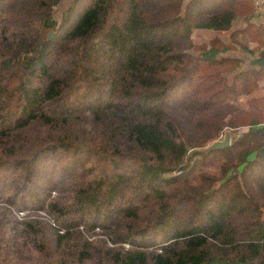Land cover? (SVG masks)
<instances>
[{"label":"trees","instance_id":"16d2710c","mask_svg":"<svg viewBox=\"0 0 264 264\" xmlns=\"http://www.w3.org/2000/svg\"><path fill=\"white\" fill-rule=\"evenodd\" d=\"M61 2L0 0V264H264L253 0Z\"/></svg>","mask_w":264,"mask_h":264},{"label":"water","instance_id":"95a60500","mask_svg":"<svg viewBox=\"0 0 264 264\" xmlns=\"http://www.w3.org/2000/svg\"><path fill=\"white\" fill-rule=\"evenodd\" d=\"M253 64L256 66L264 67V50L260 56L256 57L253 60ZM257 132L264 134V125H262L261 127H258ZM231 143H232L231 133L228 130H226L220 139H216L210 142L205 147L195 148L192 150V152L207 153L214 149H221V148L228 147L231 145ZM260 151L264 152V146Z\"/></svg>","mask_w":264,"mask_h":264},{"label":"rangeland","instance_id":"374dc122","mask_svg":"<svg viewBox=\"0 0 264 264\" xmlns=\"http://www.w3.org/2000/svg\"><path fill=\"white\" fill-rule=\"evenodd\" d=\"M188 3V0H184L183 2V7L186 6V4ZM73 4V0H62V2L57 5L56 7H54L53 9L56 12V17L58 19V21L61 20V16L63 18H65L66 16H63V13L69 8V6H71ZM55 35V32L50 31L47 35L48 39H51L53 36ZM212 33L209 31H205V30H197L195 31V33L192 34V38L195 39L196 41H201V40H206L211 38ZM245 102V100L243 101V103ZM220 139V138H219ZM200 148V147H199ZM19 216H21V214H18Z\"/></svg>","mask_w":264,"mask_h":264},{"label":"crops","instance_id":"0c3cea01","mask_svg":"<svg viewBox=\"0 0 264 264\" xmlns=\"http://www.w3.org/2000/svg\"><path fill=\"white\" fill-rule=\"evenodd\" d=\"M253 2H254V4H255V6H256V0H253ZM250 21H251L252 23H254V24H264V14L258 12V10H257V6H256L255 14L251 17ZM231 31H232V29H230V30H228V31H224L222 34H223L224 36H229L230 33H231ZM209 32L212 33L211 38H214V37H216L217 35H220V33H217V32H213V31H209ZM211 38H209V39H211ZM250 46H251L253 49H255V50H258V49L260 50V49H262V48H260L259 46H257V45L254 44V43H251ZM263 50H264V48H263L262 50H260L261 52H260L259 54H257L256 57L260 56L261 53L263 52ZM256 57H255V58H256ZM255 58H254V59H255ZM260 85H261L260 89L257 90L256 93H255V96H257L258 98L264 97V80L261 82ZM262 125H264V124H261L259 127H261ZM228 131H229V130H228ZM229 132H230V131H229ZM230 133H231V132H230ZM231 136H232V140H233V135L231 134Z\"/></svg>","mask_w":264,"mask_h":264},{"label":"built area","instance_id":"2783aa9c","mask_svg":"<svg viewBox=\"0 0 264 264\" xmlns=\"http://www.w3.org/2000/svg\"><path fill=\"white\" fill-rule=\"evenodd\" d=\"M256 6L258 12L264 14V0H256Z\"/></svg>","mask_w":264,"mask_h":264}]
</instances>
